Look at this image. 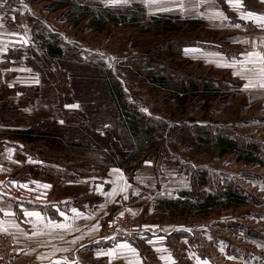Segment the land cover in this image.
Segmentation results:
<instances>
[{
	"label": "rangeland",
	"instance_id": "1",
	"mask_svg": "<svg viewBox=\"0 0 264 264\" xmlns=\"http://www.w3.org/2000/svg\"><path fill=\"white\" fill-rule=\"evenodd\" d=\"M195 2L24 0L26 14L35 16L31 23L36 38L59 43L69 56L70 61L42 59L36 66L44 82L55 84L61 100L75 102L74 114L82 115L85 106L93 113L110 111L111 101L99 105L108 96L107 81L128 115L140 113L160 126L154 147L135 153L119 133L121 117L92 120L97 142L65 127L84 146L66 153L64 138L44 142L46 157L85 174L91 168L92 178L96 169L122 164L127 199L109 207L107 226L145 223L170 229L172 264H264V93L246 95L227 70L213 65L211 39L226 36L196 16ZM44 95L51 97L52 92ZM86 115L80 122L87 129ZM218 136L236 141L240 149L255 145V161L237 152L220 155ZM129 154L136 160L127 164ZM228 189L247 203L206 211L192 206L199 197ZM188 191L192 196L182 195ZM172 200L178 208L166 207ZM129 210L136 215L134 221ZM4 236L12 240L16 254L15 239Z\"/></svg>",
	"mask_w": 264,
	"mask_h": 264
},
{
	"label": "crops",
	"instance_id": "2",
	"mask_svg": "<svg viewBox=\"0 0 264 264\" xmlns=\"http://www.w3.org/2000/svg\"><path fill=\"white\" fill-rule=\"evenodd\" d=\"M0 3V236L15 239L16 261L11 264L174 263L167 242L170 229L145 223L123 227L120 222L108 228L109 207L121 203L129 190L122 167L96 169L92 178L91 168L85 174L46 157L45 144L60 138L65 139L66 153L84 146L63 129L75 124L76 104L61 100L55 84L44 82L36 63L58 59L36 38L31 23L35 16L26 14L24 0ZM234 3L196 0L194 8L211 30L226 36L211 39L213 65L227 70L246 95L256 97L264 93V25L245 17L264 16V0H239V8ZM46 91L52 96L44 95ZM27 131L33 132L32 140L23 134ZM101 170L107 173L101 176ZM27 213H39L40 219ZM129 215L136 219L130 210Z\"/></svg>",
	"mask_w": 264,
	"mask_h": 264
},
{
	"label": "trees",
	"instance_id": "3",
	"mask_svg": "<svg viewBox=\"0 0 264 264\" xmlns=\"http://www.w3.org/2000/svg\"><path fill=\"white\" fill-rule=\"evenodd\" d=\"M65 1V0H63ZM68 2H60L59 5L61 6H66ZM111 17V16H110ZM126 18H123V21H125ZM112 21H116L114 17H111ZM100 23L98 22L97 26H99ZM44 47L47 50V53L52 56L57 58L58 60H64V61H70L69 58H67L63 53V48L60 46V44H54L50 42L49 40H44L42 41ZM163 81V80H162ZM106 85H108V96L103 101L99 102L100 104H104L107 101H111V110L107 111H99L98 113H93L91 109L88 106H85V111L83 112L82 115H77L74 116L75 120H79L84 122L83 120L85 119L84 117H87V113L90 115L88 116L89 121V128H84L82 126V122H80L79 125L75 126L74 125H69L70 127H73L74 131L78 134L81 135H87L88 133L91 134V140L93 142H97L98 138L93 135V130L97 126H94L93 124L90 125L92 120H97V119H104L106 116H117V118L121 117V122L120 128H119V133L122 137V139L128 142L126 144L131 148V151L133 153L135 152H146L149 149L153 148L155 145L154 138L156 136V133L159 131L160 126L157 122H154L153 120H146L144 119L143 115L140 113H133L128 115L127 114V107L126 105L122 102L120 99V95L118 91L115 89L113 84L110 82L106 81ZM192 88L198 90L199 86H197L195 83H191ZM208 86H205L204 89H206ZM180 91L185 92L186 88L182 87ZM110 98V99H108ZM113 103V105H112ZM90 113H93L92 115ZM95 127V128H94ZM68 128V127H67ZM77 128V130H75ZM78 130L82 132H78ZM32 131H27L23 133L29 140H32ZM88 134V135H89ZM87 135V136H88ZM95 139V140H94ZM102 141V140H99ZM216 147L219 150V154L223 155L227 152H237L240 153V157L242 159H245L247 161H255L254 151H255V145L252 146V149L250 148L249 150L245 149H240L238 146V143L234 140H231L225 136H218L216 138ZM132 155H128L127 160H125V163L130 164L134 160H136V157H131ZM115 158V157H114ZM116 159V158H115ZM127 161V162H126ZM122 165V164H121ZM123 168V166H121ZM119 166V165H118ZM182 195H190L192 196V192H183ZM200 199V202L199 200ZM196 199L195 203H192L193 207L197 209V211H206L207 209L213 208V207H220L223 209H228L233 206H241L245 205L247 203L246 199L238 192L228 189L223 193H218V194H209L204 198L199 197ZM177 205H179L175 201H168L166 207L169 209H174L178 208Z\"/></svg>",
	"mask_w": 264,
	"mask_h": 264
},
{
	"label": "built area",
	"instance_id": "4",
	"mask_svg": "<svg viewBox=\"0 0 264 264\" xmlns=\"http://www.w3.org/2000/svg\"><path fill=\"white\" fill-rule=\"evenodd\" d=\"M262 55L264 58V49H262ZM14 246L12 240L8 236L0 238V264H11L16 260V254L14 253Z\"/></svg>",
	"mask_w": 264,
	"mask_h": 264
},
{
	"label": "snow or ice",
	"instance_id": "5",
	"mask_svg": "<svg viewBox=\"0 0 264 264\" xmlns=\"http://www.w3.org/2000/svg\"><path fill=\"white\" fill-rule=\"evenodd\" d=\"M113 2L114 3H125L126 4V3H128V0H113ZM152 2H156V0H152ZM201 2L203 3L204 0H201ZM3 6H4L3 3H0V8H2ZM233 6L239 8L240 7L239 0H236V3H234ZM214 15L220 16L221 14L220 13H214ZM245 18L246 19H255L257 22H259L260 24L264 25V16H253L251 13H249L248 16L245 17ZM0 19H2V18H0ZM0 26H2V25H0ZM237 27H239V25H237ZM261 59H262V61H264V58H261ZM260 86L264 87V84H261ZM41 187L48 188L50 186L49 185H42ZM125 199H127V197H125ZM27 215L36 216L38 219H40V214L39 213H27ZM121 215H123V214H121ZM59 227H62V226H59ZM121 247H129V246L124 244V245H121ZM133 251H135V250L133 249Z\"/></svg>",
	"mask_w": 264,
	"mask_h": 264
}]
</instances>
